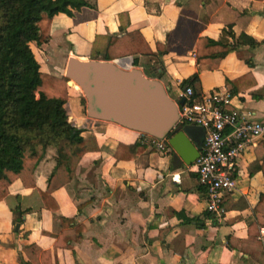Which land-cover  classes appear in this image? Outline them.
<instances>
[{"label":"crops","instance_id":"obj_1","mask_svg":"<svg viewBox=\"0 0 264 264\" xmlns=\"http://www.w3.org/2000/svg\"><path fill=\"white\" fill-rule=\"evenodd\" d=\"M85 1L72 15H53L46 43L30 42L42 71L61 77L69 57L107 61L159 82L173 101L180 83L196 74L197 94L227 89L229 109L264 121V0ZM223 31L232 33L226 39L236 48L215 69L198 63V39L219 40ZM126 32H138L152 54L91 55L96 36ZM85 98L84 116L74 108L68 121L85 128L82 135L94 136L99 148L81 156L72 179L48 196L49 208L40 192L55 168L53 148L34 170L35 186L9 185L0 200V264H264V215L253 211L264 193L256 158L264 142L248 146L237 160V188L225 196V215L217 222L206 210L194 163L186 165L170 146L163 153L146 147L131 159L135 148H118L116 157L118 143L133 145L143 133L105 120L103 108ZM186 125L202 143L203 130Z\"/></svg>","mask_w":264,"mask_h":264},{"label":"trees","instance_id":"obj_2","mask_svg":"<svg viewBox=\"0 0 264 264\" xmlns=\"http://www.w3.org/2000/svg\"><path fill=\"white\" fill-rule=\"evenodd\" d=\"M86 5L85 0H0V200L7 195L9 185L15 180H20L24 187L35 186L34 170L47 149L53 148L55 168L48 178L46 190L40 192L49 208L47 198L51 192L72 179L84 153L99 148L94 136L82 135L85 128L68 121L64 104L69 98V79L42 71L30 47V42L40 46L48 41L54 14L72 15V9ZM127 24L121 25V29H126ZM226 34L232 35L223 31L219 40L199 38L195 53L197 62L207 63L210 69L217 68L221 58L236 48L228 42ZM101 52L104 60L136 53L152 54L138 32L96 36L91 55ZM133 64L136 65L137 61L133 60ZM196 79L194 74L181 86L190 85L197 93ZM118 148H135L128 155L131 159L146 146L140 141L133 145L118 143L116 157H119ZM256 158L264 176V143L256 149ZM253 211L255 215H264V193L259 195ZM64 221L62 218L61 222ZM64 246L71 247V244L66 242ZM31 248L40 250L36 246ZM43 253L49 256V252Z\"/></svg>","mask_w":264,"mask_h":264},{"label":"built area","instance_id":"obj_3","mask_svg":"<svg viewBox=\"0 0 264 264\" xmlns=\"http://www.w3.org/2000/svg\"><path fill=\"white\" fill-rule=\"evenodd\" d=\"M181 83L174 100L178 122L203 130L200 154L193 167L204 190L206 210L220 222L225 215L223 199L237 188V160L245 148L264 142V121L252 119L248 112L229 109L233 95L227 89L197 94L192 86L182 87ZM181 98L184 102L178 104ZM140 141L162 153L169 148L167 138L143 133Z\"/></svg>","mask_w":264,"mask_h":264},{"label":"water","instance_id":"obj_4","mask_svg":"<svg viewBox=\"0 0 264 264\" xmlns=\"http://www.w3.org/2000/svg\"><path fill=\"white\" fill-rule=\"evenodd\" d=\"M63 76L103 108L105 120L167 138L169 146L186 165L198 158L202 143L191 135V126L178 122L176 102L167 96L159 82L142 77L138 71H124L111 62L73 57L63 61ZM183 102L181 98L177 103Z\"/></svg>","mask_w":264,"mask_h":264},{"label":"rangeland","instance_id":"obj_5","mask_svg":"<svg viewBox=\"0 0 264 264\" xmlns=\"http://www.w3.org/2000/svg\"><path fill=\"white\" fill-rule=\"evenodd\" d=\"M126 61H127V59L116 60L115 63L117 65L118 64H124V62H126ZM61 76H63V75H61ZM68 93H69V98H71V99L68 98V100H70L71 103L64 104V108L66 110L68 119L70 117H72L71 112L73 111L74 108H76V110L78 111V113H80V115L84 116L86 98H85V94L83 93L82 89L80 88L78 91L75 92L68 85ZM170 95L173 96L174 94L172 92H170Z\"/></svg>","mask_w":264,"mask_h":264},{"label":"bare ground","instance_id":"obj_6","mask_svg":"<svg viewBox=\"0 0 264 264\" xmlns=\"http://www.w3.org/2000/svg\"><path fill=\"white\" fill-rule=\"evenodd\" d=\"M70 82L72 81V80H69ZM70 82H69V84H70Z\"/></svg>","mask_w":264,"mask_h":264}]
</instances>
